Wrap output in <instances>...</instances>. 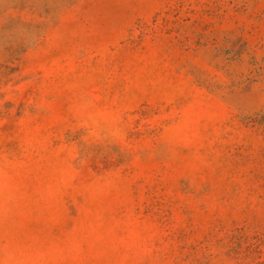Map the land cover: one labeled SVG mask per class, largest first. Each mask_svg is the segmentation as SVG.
<instances>
[{"label": "rangeland", "instance_id": "rangeland-1", "mask_svg": "<svg viewBox=\"0 0 264 264\" xmlns=\"http://www.w3.org/2000/svg\"><path fill=\"white\" fill-rule=\"evenodd\" d=\"M0 264H264V0H0Z\"/></svg>", "mask_w": 264, "mask_h": 264}]
</instances>
